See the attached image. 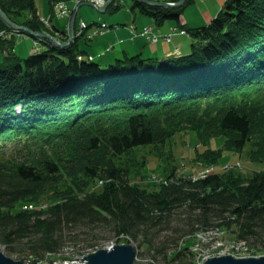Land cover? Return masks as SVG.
<instances>
[{
	"label": "trees",
	"instance_id": "trees-1",
	"mask_svg": "<svg viewBox=\"0 0 264 264\" xmlns=\"http://www.w3.org/2000/svg\"><path fill=\"white\" fill-rule=\"evenodd\" d=\"M69 1L49 0L52 12ZM191 1L169 8L133 0L131 6L157 25L175 22V33L190 41L179 45L180 55L95 61L80 47L82 35L66 47L42 43L36 51L35 36L20 31L31 38V53L20 57L16 40L0 39L6 52L0 61V242L9 249L26 239L30 257L41 256L63 244L65 230L79 247H91L101 229L139 236L142 255L157 246L151 256L191 264L196 231L218 227L247 241L264 234V170L192 178L177 177L172 164L174 136L189 131L202 144L224 136L221 147L196 153L201 165L216 164L223 150L246 147L249 160L264 162V0H226L210 22L180 23ZM119 5L113 0L106 11ZM0 9L15 24L45 29L35 0H0ZM10 29L0 18V31ZM145 146L166 161L160 183L151 187L130 178L144 161L122 160ZM26 203L35 206L25 210ZM173 221L185 224L177 231L190 233L181 245L151 231ZM169 244L176 246L167 252Z\"/></svg>",
	"mask_w": 264,
	"mask_h": 264
},
{
	"label": "rangeland",
	"instance_id": "rangeland-1",
	"mask_svg": "<svg viewBox=\"0 0 264 264\" xmlns=\"http://www.w3.org/2000/svg\"><path fill=\"white\" fill-rule=\"evenodd\" d=\"M88 2L92 3L95 8H101L102 6H95L97 3L94 1L87 0ZM107 1V0H105ZM162 1H168V2H175L177 0H162ZM186 1V0H185ZM184 1V2H185ZM226 0H192L190 4H188L183 13L180 15V23L187 22L191 25H200L204 23L210 22V20L217 15L225 6ZM79 3V2H78ZM106 3V2H105ZM104 3V4H105ZM117 3L120 4L118 9L111 10V8L105 9L104 13H100L95 10V8L88 6V5H81L76 13L75 19H74V31L80 27L78 31L74 34V36H81L78 40L80 47L88 50V54L93 56V59L97 61H104L109 58L121 57L125 54L133 55L136 53H140L141 55L148 56L150 54H165L168 55L170 52H172L176 46L181 45L184 46V41L186 40L187 43L190 41L186 39L183 36V32H180L179 34H175L174 28H175V22L172 20H166L162 24L157 25L153 18L150 15L144 14L139 12L138 7L136 6L134 9L131 8L133 4V0H117ZM184 4V3H183ZM182 4V5H183ZM66 11L64 14H57L56 12H52L51 6L49 4V0H35V6L36 10L39 16L48 18L50 21V24L55 26L56 28L60 29L59 31H63V33L56 34L52 33L47 30L49 29L50 24L46 25L41 20V23L45 27L44 30H41V32L45 31L48 33H51L54 37L59 39L62 42H65L66 39L69 37L67 34V28L69 26V16L72 8L76 5V2L73 0H70L69 2L64 3ZM181 6V5H180ZM173 8V7H169ZM84 22L87 24V26L82 28L80 26V23ZM115 26H110V25ZM117 24V25H116ZM146 25L151 28L152 34L151 35H157V39L154 36H151L148 38L150 41H152L151 44H148L147 41L144 39L143 30L146 28ZM49 26V27H48ZM179 28V27H178ZM177 28V29H178ZM15 29V28H12ZM11 29V30H12ZM50 30V29H49ZM10 31V30H9ZM65 31V33H64ZM11 32V31H10ZM19 31L15 32L14 34L11 32L10 37H3L0 35V39L3 40H16L13 50L14 52L19 55L20 57H24L29 55L30 47H31V38L26 36L25 34L19 33ZM23 32V31H21ZM177 32V31H176ZM136 33V36L131 38L132 34ZM17 34L22 35L23 37L19 38L16 36H19ZM27 34V33H26ZM175 34V35H174ZM182 34V35H181ZM15 35V36H14ZM171 35L173 37H171ZM87 38L85 41L84 37ZM67 37V38H66ZM33 40L34 43V50L38 51L41 47V43H46L41 38H37ZM87 44H86V43ZM181 47V48H182ZM182 50V49H181ZM174 53V52H173ZM6 52L1 51L0 52V61L3 59ZM175 54H179L177 51ZM174 54V55H175ZM224 141L223 135H218L212 137L207 143L202 144L200 140L198 139L197 134L194 131H189L184 134H177L174 136V159L172 160V164L176 165V176L177 177H192L197 178L200 175L210 173L212 171H223L227 169H231L235 171L234 173L240 174L242 177H250L253 173V171L258 170H264V162H255L251 161L247 157V148L241 152V153H235L232 151L223 150L222 156L218 160V162L214 165H201L200 162H195L194 157L197 152L204 150L206 147H210L212 149H216L222 146V143ZM154 151H156L151 146H145V147H137L134 150L131 151V153L127 154L126 157H123L122 160H126V158H135V160L141 164L144 161V165L142 167H136L132 170L130 178L134 181H140V184L143 186L151 187L154 184L160 183V176H163V165L166 161H164L162 158L159 157V154H156ZM135 167V166H134ZM212 169V171L205 172L206 169ZM204 170V171H203ZM203 171V172H202ZM202 172L200 175L199 173ZM141 177H139V175ZM157 177V178H155ZM141 178V180H139ZM101 185L100 182H97L96 184L92 185L89 189L95 190L99 188ZM52 192L48 191L45 192L46 199L48 196L50 197V194ZM44 196V197H45ZM28 204V203H26ZM33 205L32 208H23L25 210H31L34 208L35 204L30 203ZM41 208H44L45 204H40ZM39 207V206H38ZM188 214L183 211L182 217H186ZM185 224L183 223H177L176 221L172 222L171 227L169 229H163V226L155 227L151 231L157 234L158 238H169V239H176V244H182V241L185 240V237H188L190 233H184L183 231H177L178 227L186 229L184 227ZM160 233H157L156 231H159ZM86 231V229H79V231ZM224 230V229H223ZM73 231V230H71ZM225 233L223 236H220L218 240L225 241V242H232V240L240 239L244 240L242 238H236V236L231 233V231L224 230ZM94 234H97V237L94 238L91 244H94L91 247H79L78 243L73 242L74 240L70 238V233L65 230L64 231V240L63 244L54 251L44 250L41 256H36V260L40 261L42 259H54L58 256V253L61 251H66L69 248H73L77 252L78 257L81 256V252L86 253H92L94 251L89 250L87 248H95V246H99L102 248L104 245L115 242L116 244L121 243H130L131 241L133 244H138V241L140 240L139 236H135L134 239H132L131 234L129 235H117L114 232L105 231V230H99L94 231ZM84 235L80 234V238ZM125 236V237H124ZM185 236V237H184ZM216 237V236H215ZM127 238V239H126ZM216 239V238H214ZM91 240V239H89ZM26 239H23V244H20V241H17L14 245V249H9L5 244L0 242V251H2L5 255L12 257L15 260H20L21 264L23 261H27L32 254H30V249L25 246L24 243H26ZM248 246H250V249L247 250V252L243 251L245 249L241 250H233L232 248L229 250V253L234 257H251V256H260L264 255V234H260L257 238L250 237L247 240H245ZM89 243V244H90ZM175 245H168L166 248V251L174 250ZM157 246H155L156 248ZM154 248V250H155ZM100 249V248H99ZM145 250V249H144ZM151 250L149 253H144V255L141 254V250H134V257H133V263L134 264H180L179 262L173 261L165 263L164 259L162 258L161 254H156L154 257L151 256V254L155 251ZM143 251V250H142ZM188 251L192 255V259L197 258V253L193 250H191L190 246L188 248ZM240 251V252H239ZM54 252V253H51ZM135 252L137 254V257L135 256ZM146 254V255H145ZM241 254V255H236ZM226 255V254H223ZM236 255V256H235ZM136 258V259H135ZM192 260V261H193ZM23 262V264H25ZM27 263V262H26ZM84 263V261L81 260V264ZM183 264V263H182Z\"/></svg>",
	"mask_w": 264,
	"mask_h": 264
},
{
	"label": "water",
	"instance_id": "water-1",
	"mask_svg": "<svg viewBox=\"0 0 264 264\" xmlns=\"http://www.w3.org/2000/svg\"><path fill=\"white\" fill-rule=\"evenodd\" d=\"M113 0H107L106 3L101 8H95L94 5L88 1H81L76 3V5L72 8L69 16V30L68 34L69 37L66 39L65 42L60 41L56 37H54L51 33L48 32H41V31H32L31 29L23 26L18 25L10 21L7 15L0 9V18L3 20L5 24L10 26L11 28L18 29L23 31L24 33L33 35L37 38L43 39V41L47 42L48 44L60 48L68 46L72 41L71 38L74 37V19L77 13L78 8L81 5H88L95 8L96 11L100 13H104L107 6ZM140 3L158 6V7H179L184 3L185 0H177L175 2H168V1H160V0H135ZM76 33V32H75ZM178 34V33H175ZM174 34V35H175ZM136 35V34H135ZM173 35V36H174ZM171 35V37H173ZM84 39L87 40L85 36ZM180 51L179 45L175 47V49L169 53H176ZM1 52V50H0ZM174 52V53H173ZM86 58L93 59V56H87ZM96 61V60H95ZM134 257V247L130 243H121V244H114L110 248H100L92 253H86L83 256H79V259L84 261L82 264H134L133 263ZM0 264H21L20 260H15L12 257L5 255L2 251H0ZM202 264H264V255L260 256H251V257H234L231 254L208 257Z\"/></svg>",
	"mask_w": 264,
	"mask_h": 264
},
{
	"label": "built area",
	"instance_id": "built-area-1",
	"mask_svg": "<svg viewBox=\"0 0 264 264\" xmlns=\"http://www.w3.org/2000/svg\"><path fill=\"white\" fill-rule=\"evenodd\" d=\"M73 1L78 3L81 0H73ZM90 1H93V2L95 1L97 3L95 5L96 7L102 6L106 2L105 0H90ZM65 8L66 7H65V5H63V2H59V3H56L54 5V10L57 14H64L66 11H68V9L66 10ZM39 19L43 23H45L46 25L50 24L48 18L40 16ZM81 27L85 28V24L83 23V25H81ZM10 31L14 34L15 32H17L19 30L18 29H12V30L10 29ZM10 31L9 32L0 31V35H2L3 37H10L12 35ZM55 33L60 34V32H58V31H56ZM151 34H152L151 28L149 26H146V28H144V30H143V35L145 36V38L150 43H152V41H150L148 38H150L151 36H154ZM17 35H19V34H17ZM133 36H135V33H133ZM154 37L157 39V35H155ZM33 46H34V44H33ZM212 169L211 168L206 169L205 172H208L209 170L212 171ZM202 172H200L199 175ZM203 175H205V174H203ZM203 175H200V176H203ZM155 178H157V177H155ZM32 207H33V205L30 203L24 204L22 206V208H32ZM224 233H225V231L221 228H218V227L210 228L207 230L196 231L192 237L193 241L190 244V248H191V250L195 251L198 255H197L196 259L194 258V260L192 261L191 264H202L204 262V260H206L208 257L220 256L223 254H230L229 250L231 248L233 250L245 249V250H243L245 252H247V250L250 249V246H248V244L246 243L245 240L236 239V240H232V242H225V241L218 240V239H220L219 238L220 236L224 235ZM214 238H216V239H214ZM114 244H116V243L110 242V243L104 245L103 247L110 248ZM131 244L133 245L134 250H138V248L136 247V244H133L132 241H131ZM99 248H102V247L95 246V248H87V249L92 250V251H96ZM78 255L79 254H77V252H75V250L73 253V248H69L66 251H61L60 253H58V256H53V257H56L54 259L45 258V259H42L40 261H37L35 257H29L28 259H26L27 263L25 261H23V262H25V264H81V260L75 259V258H78ZM83 255H85L84 252H81V256H83ZM236 255H241V254H236ZM135 256L137 257L136 252H135ZM23 262H22V264H23Z\"/></svg>",
	"mask_w": 264,
	"mask_h": 264
},
{
	"label": "bare ground",
	"instance_id": "bare-ground-1",
	"mask_svg": "<svg viewBox=\"0 0 264 264\" xmlns=\"http://www.w3.org/2000/svg\"><path fill=\"white\" fill-rule=\"evenodd\" d=\"M81 1H86V0H81ZM81 1H80V2H81ZM160 1H161V0H160ZM106 9H107V8H106ZM83 23H84V22L80 23V26L83 25ZM68 24H69V21H68ZM84 24H85V23H84ZM74 26H75V25H74ZM86 26H87V24H85V27H86ZM74 28H75V27H74ZM67 29L69 30V27H68ZM79 29H80V27H79L78 29H76V31H78ZM68 30H67V34H68ZM76 31H74V34H75ZM64 33H65V31H64ZM67 34H66V35H67ZM76 38H77V40H78V36H77V35L74 36V37H72L71 39H72V40H75Z\"/></svg>",
	"mask_w": 264,
	"mask_h": 264
}]
</instances>
